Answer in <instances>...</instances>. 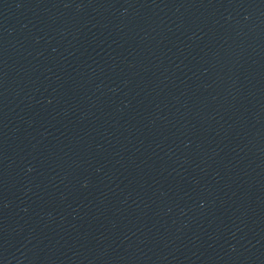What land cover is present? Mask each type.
Instances as JSON below:
<instances>
[{
	"label": "water",
	"instance_id": "obj_1",
	"mask_svg": "<svg viewBox=\"0 0 264 264\" xmlns=\"http://www.w3.org/2000/svg\"><path fill=\"white\" fill-rule=\"evenodd\" d=\"M0 264H264V0H0Z\"/></svg>",
	"mask_w": 264,
	"mask_h": 264
}]
</instances>
